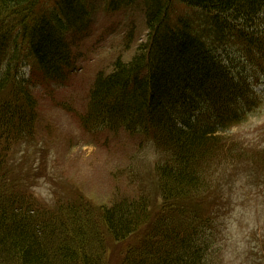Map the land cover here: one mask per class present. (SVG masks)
I'll return each instance as SVG.
<instances>
[{"label": "trees", "instance_id": "16d2710c", "mask_svg": "<svg viewBox=\"0 0 264 264\" xmlns=\"http://www.w3.org/2000/svg\"><path fill=\"white\" fill-rule=\"evenodd\" d=\"M92 2L0 0V264H109L111 240L132 243L121 264H209L217 233L203 212L206 176L223 149L219 131L258 101L247 65L264 75V0H106L111 14L139 5L147 38L130 61L96 76L83 125L152 138L165 156L160 202L124 197L98 210L80 199L48 209L18 186L10 163L37 122L21 72L64 81L93 23Z\"/></svg>", "mask_w": 264, "mask_h": 264}, {"label": "rangeland", "instance_id": "374dc122", "mask_svg": "<svg viewBox=\"0 0 264 264\" xmlns=\"http://www.w3.org/2000/svg\"><path fill=\"white\" fill-rule=\"evenodd\" d=\"M105 3L92 2L93 23L75 44L64 81L43 79L29 66L21 72L38 103L37 122L32 140L12 146L10 163L18 186L48 209L80 199L98 210L124 197L160 202L156 169L165 156L152 138L83 125L96 76L111 73L118 58L130 61L147 38L139 5L111 14ZM247 68L258 101L242 122L219 131L223 149L206 176L203 212L217 233L209 264H264V75ZM131 244L108 241L109 264H121Z\"/></svg>", "mask_w": 264, "mask_h": 264}]
</instances>
